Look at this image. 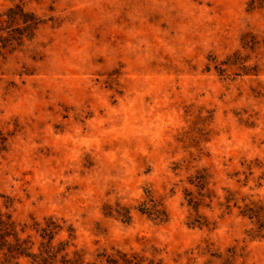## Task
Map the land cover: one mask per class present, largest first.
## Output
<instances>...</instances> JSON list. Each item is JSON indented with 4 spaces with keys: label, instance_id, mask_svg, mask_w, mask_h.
<instances>
[{
    "label": "rangeland",
    "instance_id": "1",
    "mask_svg": "<svg viewBox=\"0 0 264 264\" xmlns=\"http://www.w3.org/2000/svg\"><path fill=\"white\" fill-rule=\"evenodd\" d=\"M15 5L0 264H264V0Z\"/></svg>",
    "mask_w": 264,
    "mask_h": 264
},
{
    "label": "trees",
    "instance_id": "2",
    "mask_svg": "<svg viewBox=\"0 0 264 264\" xmlns=\"http://www.w3.org/2000/svg\"><path fill=\"white\" fill-rule=\"evenodd\" d=\"M44 25V22L38 18L33 12H28L21 5H15L5 12H0V53L4 51H14L17 47L23 45L24 40L34 38L36 31ZM143 214L153 216L155 220L164 221L166 214L158 210L156 206L145 208ZM119 216L127 218L128 212L117 211ZM2 231L7 232L8 224L0 222ZM20 255H25L22 252ZM135 260V259H133ZM121 264H134L126 255L121 257ZM119 262H115L118 264Z\"/></svg>",
    "mask_w": 264,
    "mask_h": 264
}]
</instances>
